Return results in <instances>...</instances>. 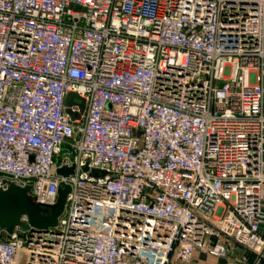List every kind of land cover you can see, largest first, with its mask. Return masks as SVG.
<instances>
[{
    "label": "built area",
    "instance_id": "1",
    "mask_svg": "<svg viewBox=\"0 0 264 264\" xmlns=\"http://www.w3.org/2000/svg\"><path fill=\"white\" fill-rule=\"evenodd\" d=\"M4 181L69 192L56 228L0 230V264L256 259L264 0H0Z\"/></svg>",
    "mask_w": 264,
    "mask_h": 264
},
{
    "label": "water",
    "instance_id": "2",
    "mask_svg": "<svg viewBox=\"0 0 264 264\" xmlns=\"http://www.w3.org/2000/svg\"><path fill=\"white\" fill-rule=\"evenodd\" d=\"M65 105L67 107L76 105L79 108L80 113L84 110V100L77 97L73 93H69L65 100ZM69 113V111L67 110ZM71 118L74 120L78 116L71 115ZM66 170L60 169L58 174L61 176L65 175ZM3 184L7 185L5 191L0 190V230H6V226H13V228L18 227L22 231L27 230H37V231H47L49 229L56 228L57 219L56 217H50L48 215L37 213L29 214L26 208V199L14 184L4 181ZM26 193L29 192V187L25 188ZM69 189L64 187L62 189V194L66 198ZM59 193V192H58ZM11 198V207L7 208V199ZM14 201H16L17 207L14 208ZM22 217H26L27 222H23ZM264 255V250L256 256V259L253 264H259L260 259Z\"/></svg>",
    "mask_w": 264,
    "mask_h": 264
},
{
    "label": "rangeland",
    "instance_id": "3",
    "mask_svg": "<svg viewBox=\"0 0 264 264\" xmlns=\"http://www.w3.org/2000/svg\"><path fill=\"white\" fill-rule=\"evenodd\" d=\"M74 167H70L66 170L65 175L69 176V175H73L74 174ZM23 195H25V199H26V208L29 214H37V213H42L45 215H48L50 217H60L63 212H64V206H65V197L62 194V189L59 190L58 193V197L56 202L51 205V206H47V205H39L38 203H36V200L34 198V195L32 193H26L25 189H18ZM11 198L9 197L7 199V208L11 207ZM17 207L16 201H14V208ZM14 230L13 226L9 225L6 226V233H12V231ZM242 253L240 255V257H246L247 260L246 262H241L240 264H253L255 261V257L253 255H251L250 253H248L246 250L241 249ZM231 252V251H230ZM174 264V263H172Z\"/></svg>",
    "mask_w": 264,
    "mask_h": 264
},
{
    "label": "crops",
    "instance_id": "4",
    "mask_svg": "<svg viewBox=\"0 0 264 264\" xmlns=\"http://www.w3.org/2000/svg\"><path fill=\"white\" fill-rule=\"evenodd\" d=\"M230 251L231 252L229 259L233 262V264H240L238 260L241 258L240 255L242 253V250L240 248L235 247V248H231ZM224 263H226V260L208 257L196 253L194 255V260L191 264H224ZM174 264H178V263H174Z\"/></svg>",
    "mask_w": 264,
    "mask_h": 264
}]
</instances>
